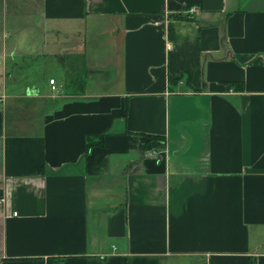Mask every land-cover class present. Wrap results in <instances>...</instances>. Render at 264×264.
Instances as JSON below:
<instances>
[{
    "label": "crops",
    "instance_id": "obj_1",
    "mask_svg": "<svg viewBox=\"0 0 264 264\" xmlns=\"http://www.w3.org/2000/svg\"><path fill=\"white\" fill-rule=\"evenodd\" d=\"M0 197V264H264V0H0Z\"/></svg>",
    "mask_w": 264,
    "mask_h": 264
},
{
    "label": "trees",
    "instance_id": "obj_2",
    "mask_svg": "<svg viewBox=\"0 0 264 264\" xmlns=\"http://www.w3.org/2000/svg\"><path fill=\"white\" fill-rule=\"evenodd\" d=\"M172 17H175V18H184L186 16H183L182 15V12H181V13L173 14ZM145 137H146V140L143 143L140 144V150H142V151L159 150L165 144V139L161 135H149L148 134ZM102 143H103L102 138H100L99 141L94 142L93 138L90 137V138H87L86 148L89 149L90 146H92L93 144H99L100 145Z\"/></svg>",
    "mask_w": 264,
    "mask_h": 264
},
{
    "label": "rangeland",
    "instance_id": "obj_3",
    "mask_svg": "<svg viewBox=\"0 0 264 264\" xmlns=\"http://www.w3.org/2000/svg\"><path fill=\"white\" fill-rule=\"evenodd\" d=\"M103 41H98V40H93L92 43H90V45H88V51H87V56L90 60H95V59H99L101 57V55L103 54V51L101 50V43ZM39 62V61H38ZM37 68H38V75L40 72V67L37 63ZM91 89V88H90Z\"/></svg>",
    "mask_w": 264,
    "mask_h": 264
},
{
    "label": "built area",
    "instance_id": "obj_4",
    "mask_svg": "<svg viewBox=\"0 0 264 264\" xmlns=\"http://www.w3.org/2000/svg\"><path fill=\"white\" fill-rule=\"evenodd\" d=\"M187 11L188 12H194L195 11V7H191L189 9H187ZM49 85H50L51 91H53V92L57 91V86H56L55 81H54L53 78L49 79ZM3 200H4L3 197H0V205L3 204ZM14 214H16V213H14ZM50 264H56V263H50Z\"/></svg>",
    "mask_w": 264,
    "mask_h": 264
}]
</instances>
